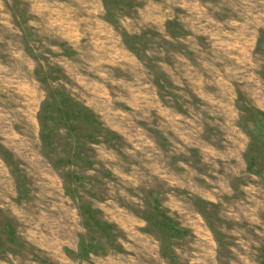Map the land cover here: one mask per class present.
Returning <instances> with one entry per match:
<instances>
[{"label":"rangeland","instance_id":"rangeland-1","mask_svg":"<svg viewBox=\"0 0 264 264\" xmlns=\"http://www.w3.org/2000/svg\"><path fill=\"white\" fill-rule=\"evenodd\" d=\"M0 264H264V0H0Z\"/></svg>","mask_w":264,"mask_h":264}]
</instances>
